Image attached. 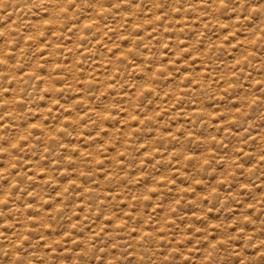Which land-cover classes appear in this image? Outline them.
Listing matches in <instances>:
<instances>
[{
	"label": "clouds",
	"instance_id": "clouds-1",
	"mask_svg": "<svg viewBox=\"0 0 264 264\" xmlns=\"http://www.w3.org/2000/svg\"><path fill=\"white\" fill-rule=\"evenodd\" d=\"M41 61L47 90L25 75ZM253 72L264 0H0V264H264V95L236 91Z\"/></svg>",
	"mask_w": 264,
	"mask_h": 264
},
{
	"label": "rangeland",
	"instance_id": "rangeland-1",
	"mask_svg": "<svg viewBox=\"0 0 264 264\" xmlns=\"http://www.w3.org/2000/svg\"><path fill=\"white\" fill-rule=\"evenodd\" d=\"M104 11V9H100L98 10V14H102V12ZM28 17H25V20L28 21ZM33 21L36 19V17H32L31 18ZM12 21H15V17L13 16L12 17ZM11 22V21H10ZM97 21H84L85 25L87 26L88 24H91V23H96ZM22 32H25L27 33V29H22L21 30ZM25 43H29L31 42L32 40V36H31V33H27L25 35ZM42 41H43V37L41 38ZM244 41V38H243V35L241 36V42ZM126 44H127V37H122L121 38V44H120V47L118 48L116 45H113L112 46V49L111 51L112 52H115L116 53V59H120L122 58L124 55H125V52L122 51L121 49H124L126 48ZM61 48H63V46H59ZM235 48H236V45L234 44L233 45V50L235 51ZM38 52L44 56L45 59H50L49 55H48V47L46 46V44L44 42H42L40 44V47L38 49ZM64 53H65V65H67L69 63L68 61V56L70 55V49H64ZM9 54H13L11 52V50L9 51ZM85 55H87V53H85ZM109 55H111V52L109 53ZM249 55H251V53H249ZM199 59V57H193V62H196L197 60ZM79 63V61H78ZM63 67L62 65H54L53 66V70L54 71H59L60 68ZM105 68L108 67L107 64L104 65ZM197 70H200V66L199 64H197ZM101 71V68L99 66V61H97V74H99ZM47 73V68L44 66L43 64V61H41V66H40V70H39V73L37 72H34V71H31L29 70L28 72L25 73V75H33L36 77L37 81L39 83H41L43 85V88L44 90H47V88L49 87V84L45 83V81L48 80V77L46 75ZM63 77H60V79H62ZM250 79L252 80V82L250 83L249 81H243V85H242V88H238L236 89V91L239 93L240 96H244V94L247 92V90L249 88H254V89H260L261 90V95H264V83L261 82L262 79H264V73H257V72H253L252 73V76L250 77ZM57 88L59 89V85H57ZM221 91L224 92L225 89L224 88H221ZM6 96H9L10 93H5ZM73 95H76L77 97H79V93H73ZM226 95H230L232 97L231 99V103L233 105V107H235V109L237 111L240 110V103L236 97L235 94L233 93H226ZM18 102H19V99H18ZM224 101L221 100V103H223ZM213 107H216V105H213ZM211 110V109H210ZM212 122L213 124H216L218 123V118L214 115L213 118H212ZM123 121H121V126H123ZM134 123V121H133ZM135 129H133L134 131ZM256 133L253 132V136L255 137ZM73 148L75 149V145L73 146ZM254 150V147L253 145L249 144V145H245L244 148H243V154H244V157H245V161L247 160V157L251 154V152ZM141 151L144 152V158L145 160H148V159H151V156L150 154L145 150V145H141ZM200 153L197 152L196 155H199ZM32 161H29L28 163V167L31 168L32 167ZM249 165H247V163H245V167H248ZM157 173H159V169H156ZM32 173L29 172V175H31ZM36 176L38 178L37 182H39V180H46L47 177L45 176V173H44V170L41 168L39 171L36 172ZM163 177H161L162 179ZM148 179V177L146 175L144 176H139L138 177V182H142L144 180ZM218 180H220V178L218 177L217 178ZM220 182L222 183L223 181L220 180ZM70 183H73V181H65V185L67 186L68 184ZM147 187H151V185H146ZM77 187H81V185L79 183H77ZM174 187V186H173ZM197 187L199 188V185H197ZM85 191H87V189H85ZM255 193L258 195V196H261V197H264V189H261L259 186H256L255 187ZM106 195L108 196V199H112V196L113 194L111 192H108L106 193ZM241 195L243 197V199L241 200V203L240 205L236 208V215L238 216L240 214V211H242L244 208H247L249 213H251L253 211V204H252V201L248 199V195H247V190L246 189H243L241 190ZM116 196L117 198H119L120 196V193H116ZM57 197L59 198V193H57ZM120 205L121 207H124L125 209H127L128 207V202L126 200H123L121 199L120 200ZM77 208L78 210L79 209H82L83 208V205L82 204H78L77 205ZM84 211H87V209H83ZM130 215V213H128L127 211L125 212V219H127V216ZM218 215L217 213L215 212H210L209 213V218L211 219L213 216H216ZM151 219V218H149ZM133 220H135V217H133ZM111 222V218L108 217V216H105L104 219H103V223H110ZM124 221H120V220H117L116 223H115V227L119 228L122 223ZM215 221H213L214 223ZM103 226V225H101ZM143 227L146 229L148 227V221H145ZM49 231H51V229H49ZM134 235H137V233L134 231L133 232ZM163 238V237H162ZM161 251H163V249H161ZM55 254V253H54ZM66 255L69 254V253H65ZM108 264H112V261H109Z\"/></svg>",
	"mask_w": 264,
	"mask_h": 264
}]
</instances>
